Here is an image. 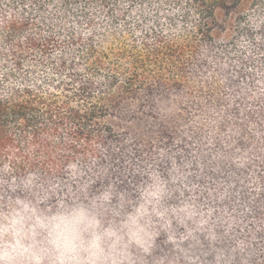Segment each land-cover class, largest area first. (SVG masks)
I'll return each mask as SVG.
<instances>
[{"label":"trees","instance_id":"obj_1","mask_svg":"<svg viewBox=\"0 0 264 264\" xmlns=\"http://www.w3.org/2000/svg\"><path fill=\"white\" fill-rule=\"evenodd\" d=\"M68 155L150 260L264 264V0H0V180Z\"/></svg>","mask_w":264,"mask_h":264},{"label":"clouds","instance_id":"obj_2","mask_svg":"<svg viewBox=\"0 0 264 264\" xmlns=\"http://www.w3.org/2000/svg\"><path fill=\"white\" fill-rule=\"evenodd\" d=\"M15 159L4 174H11ZM45 166L54 171L50 162L37 159L19 183L14 177L0 180V189L7 184L10 192L21 193L0 198V264H131L127 244L105 224L109 197L90 189L91 177L81 179L85 173L71 155L60 164L68 173L63 184L46 187L40 174Z\"/></svg>","mask_w":264,"mask_h":264},{"label":"rangeland","instance_id":"obj_3","mask_svg":"<svg viewBox=\"0 0 264 264\" xmlns=\"http://www.w3.org/2000/svg\"><path fill=\"white\" fill-rule=\"evenodd\" d=\"M105 224L111 227L119 236L123 238L122 242L127 244V251L131 264H172L162 259L150 260L146 256L149 237L144 235L140 229H136L131 221L118 222L116 220H105Z\"/></svg>","mask_w":264,"mask_h":264}]
</instances>
